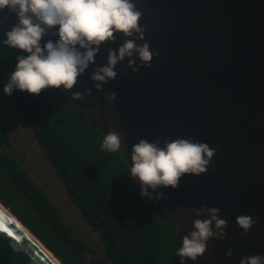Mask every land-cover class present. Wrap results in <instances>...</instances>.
<instances>
[{"label": "water", "instance_id": "water-1", "mask_svg": "<svg viewBox=\"0 0 264 264\" xmlns=\"http://www.w3.org/2000/svg\"><path fill=\"white\" fill-rule=\"evenodd\" d=\"M133 2L142 13L144 42L155 54L150 67L132 73L125 58L115 68L117 77L97 92L90 77L107 64L108 50L125 42L117 34L67 93L91 90L76 104L103 138L109 131L120 133V159L129 169L132 147L142 139L159 140L163 147L165 141L190 138L216 150L206 174L185 175L175 190L149 189L153 197L163 192L166 199L159 202L142 197L140 182L131 177L154 217L171 222L182 241L194 230L193 209H220L219 218L228 222L226 239H210L205 254L195 262L185 258V264H240L243 257L264 256V0ZM17 23L15 14L0 13L5 33ZM49 39L59 37L49 33L41 46ZM113 92L116 100L109 104L106 97ZM1 207L0 264H53L21 227L27 228ZM239 215L255 221L247 235L236 224Z\"/></svg>", "mask_w": 264, "mask_h": 264}, {"label": "trees", "instance_id": "trees-1", "mask_svg": "<svg viewBox=\"0 0 264 264\" xmlns=\"http://www.w3.org/2000/svg\"><path fill=\"white\" fill-rule=\"evenodd\" d=\"M0 28V97L24 118L90 228L79 237L49 192L19 163L9 132L0 124V203L62 264H180L182 245L172 223L154 217L131 180L119 151L102 150L103 136L73 96L61 89L39 95L3 89L27 53L5 46Z\"/></svg>", "mask_w": 264, "mask_h": 264}, {"label": "clouds", "instance_id": "clouds-1", "mask_svg": "<svg viewBox=\"0 0 264 264\" xmlns=\"http://www.w3.org/2000/svg\"><path fill=\"white\" fill-rule=\"evenodd\" d=\"M7 10L15 14L18 23L5 33V46L19 49L27 56L17 57L16 70L4 86L5 95L11 96L14 90L39 95L46 89L69 91L78 78L86 73L99 54L100 47L115 43L116 35L125 37V42L117 49L107 52V64L95 68L91 75L97 92L117 77L116 66L128 59L132 73L150 67L155 55L145 41V30L139 26L142 13L133 0H0V13ZM58 28V32L54 31ZM49 33L59 39H51L41 46V39ZM137 40L140 44H137ZM134 55L139 59H133ZM127 75V73H125ZM92 95L91 90L74 93L73 99L83 100ZM109 104L116 100L113 92L106 97ZM101 148L115 153L121 149L119 132L109 131ZM216 155V150L207 143L192 139H175L149 142L140 140L131 150V177L137 178L141 186V196L159 202L166 199L163 192L152 196L158 188H179V181L185 175L206 174ZM197 219L193 231L183 236L182 247L177 252L180 264L185 258L195 262L207 251L210 239L223 241L227 237V221L219 218V208L201 206L193 209ZM207 216L208 219L199 217ZM236 224L247 235L255 221L250 215H239ZM214 225V228H213ZM232 250L226 253L232 258ZM240 264H264V256L243 257Z\"/></svg>", "mask_w": 264, "mask_h": 264}, {"label": "rangeland", "instance_id": "rangeland-1", "mask_svg": "<svg viewBox=\"0 0 264 264\" xmlns=\"http://www.w3.org/2000/svg\"><path fill=\"white\" fill-rule=\"evenodd\" d=\"M0 124L9 132L19 163L41 184L64 211L68 222L79 237H95L74 206L69 205L65 188L57 178L44 151L37 144L33 131L24 118L5 99L0 97Z\"/></svg>", "mask_w": 264, "mask_h": 264}, {"label": "bare ground", "instance_id": "bare-ground-1", "mask_svg": "<svg viewBox=\"0 0 264 264\" xmlns=\"http://www.w3.org/2000/svg\"><path fill=\"white\" fill-rule=\"evenodd\" d=\"M1 207V206H0ZM2 208V207H1ZM2 210H4V212L6 214H8L11 219L21 227V225L19 224V222L17 221L16 218H14L11 214H9L8 211H6L5 209L2 208ZM22 230L25 232V234L35 243V245L53 262V264H61L58 259L52 255V253L50 251H48L35 237H33V235H31V233L27 230H25L23 227H21Z\"/></svg>", "mask_w": 264, "mask_h": 264}]
</instances>
